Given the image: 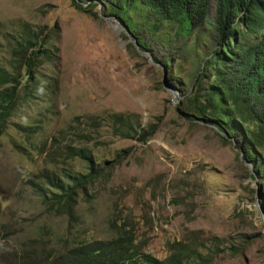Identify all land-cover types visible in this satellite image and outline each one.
<instances>
[{
	"label": "rangeland",
	"instance_id": "rangeland-1",
	"mask_svg": "<svg viewBox=\"0 0 264 264\" xmlns=\"http://www.w3.org/2000/svg\"><path fill=\"white\" fill-rule=\"evenodd\" d=\"M210 28L205 32L213 37ZM25 29L47 34L44 48L54 60L28 86L29 77L23 79L0 136V264L30 245L63 252L79 241L114 239V226L123 220L143 251L160 259L171 243L195 233L228 245L250 235L254 240L243 254L227 252L211 264H264V224L238 143L178 112L186 95L177 85L183 81L187 90L195 71L187 49L138 31L151 45L145 52L117 18H94L72 0H0V65L10 72L19 65L12 50ZM168 57L174 62L168 69L155 60ZM115 114L131 115L155 132L146 143L122 137ZM19 124L41 130L29 142ZM66 146L90 149L100 168L122 159L88 198L79 194L73 218L51 211L31 183L48 171L61 178L87 172L83 161H66Z\"/></svg>",
	"mask_w": 264,
	"mask_h": 264
},
{
	"label": "trees",
	"instance_id": "trees-1",
	"mask_svg": "<svg viewBox=\"0 0 264 264\" xmlns=\"http://www.w3.org/2000/svg\"><path fill=\"white\" fill-rule=\"evenodd\" d=\"M72 2L79 11L94 18H117L145 52H150L151 45L138 31L148 32L153 41L163 46L173 43L187 49L195 71L188 77L192 84L187 90L185 82L177 85L176 89L186 95L179 114L192 123L211 126L227 143H238L241 160L253 164L260 181H264V0ZM99 6L101 12L96 9ZM207 26L213 27V37L206 34ZM47 39V34L23 30L12 50L19 63L16 71L0 65V136L17 107L23 79L29 77L28 86L42 66L53 63L54 53L44 48ZM155 60L167 69L174 63L171 57ZM111 118L122 137H138V141L146 143L155 132V128L144 129L140 123L135 124L131 115L115 114ZM17 130L30 142L41 127L19 124ZM63 155L66 161H83L87 172L70 171L61 178L48 171L39 182L31 183L51 211L73 218L79 194L88 198L89 190L122 159L118 157L100 168L88 148L66 146ZM127 223L116 222L117 237L111 240L79 241L63 252L53 248L35 251L36 247L30 245L22 255L7 256L2 264H211L227 252L232 256L243 254L245 246L254 240V236L243 235L241 245H228V240L195 233L193 239L171 243L168 255L160 259L143 251L133 227Z\"/></svg>",
	"mask_w": 264,
	"mask_h": 264
},
{
	"label": "water",
	"instance_id": "water-1",
	"mask_svg": "<svg viewBox=\"0 0 264 264\" xmlns=\"http://www.w3.org/2000/svg\"><path fill=\"white\" fill-rule=\"evenodd\" d=\"M165 88L167 90H171L170 87H167L166 85H165ZM173 92H174V96L178 97V93L176 91H173ZM247 164H248L249 170H250L249 180L255 184L256 193H257V208L259 210L261 220L264 224V193L261 191L262 184H260L258 182V180H259L258 176L253 171L254 165L250 164V163H247Z\"/></svg>",
	"mask_w": 264,
	"mask_h": 264
}]
</instances>
